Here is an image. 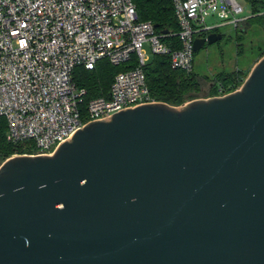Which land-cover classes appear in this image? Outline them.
Segmentation results:
<instances>
[{"label": "water", "instance_id": "obj_1", "mask_svg": "<svg viewBox=\"0 0 264 264\" xmlns=\"http://www.w3.org/2000/svg\"><path fill=\"white\" fill-rule=\"evenodd\" d=\"M0 264H264V58L225 97L127 109L6 160Z\"/></svg>", "mask_w": 264, "mask_h": 264}, {"label": "built area", "instance_id": "obj_2", "mask_svg": "<svg viewBox=\"0 0 264 264\" xmlns=\"http://www.w3.org/2000/svg\"><path fill=\"white\" fill-rule=\"evenodd\" d=\"M241 0H172L176 34H157L151 22L138 20L132 0H0V118L7 121V141L28 143L30 156H52L90 123L127 109L157 103L144 68L152 56L169 55L171 68L194 70V43L208 28L205 11L217 10L223 26L246 21ZM252 7V1L242 0ZM175 36L178 47L163 41ZM136 56V66L118 73L107 97L89 100L73 81L77 67L87 71L106 59L112 65ZM241 87V86H240ZM233 89L217 85L225 97Z\"/></svg>", "mask_w": 264, "mask_h": 264}, {"label": "trees", "instance_id": "obj_3", "mask_svg": "<svg viewBox=\"0 0 264 264\" xmlns=\"http://www.w3.org/2000/svg\"><path fill=\"white\" fill-rule=\"evenodd\" d=\"M132 2L136 7L138 20L153 23L157 34L168 32L174 35L179 32L172 0H132ZM251 3L253 15L264 11V0L252 1ZM214 31H218V29ZM208 34H198L197 37L204 38ZM163 41L175 47L179 45V40L175 36L166 37ZM135 66L136 56L131 55L127 63L119 66H114L108 60L103 59L97 63L96 68L92 71H87L84 67H77L73 74V81L79 88L87 91L85 103L81 106L82 110L86 109V103L89 100L107 97L115 76ZM144 72L153 99L175 107H180L186 102L198 98L214 96L218 84L225 88L236 89L243 83L239 80V75L235 73L219 74L209 83L208 77L199 76L194 73V70L190 73L174 70L171 68L169 55L153 56L144 68ZM6 133L7 121L5 118H0V166L16 154L22 155L29 152L28 148L23 149L29 145L28 143L11 144L7 141Z\"/></svg>", "mask_w": 264, "mask_h": 264}, {"label": "rangeland", "instance_id": "obj_4", "mask_svg": "<svg viewBox=\"0 0 264 264\" xmlns=\"http://www.w3.org/2000/svg\"><path fill=\"white\" fill-rule=\"evenodd\" d=\"M240 4L244 7V13L239 18H246V21L238 29L232 25L223 26V21L217 17V10L208 9L205 11L204 16L208 28L218 27L220 34L223 35L222 40L212 45L207 44L195 52L194 73L208 77L209 83L219 74L227 73L239 75V80L244 83L254 66L264 58V19H262L264 11L253 15L249 3L241 0ZM145 48L152 59L153 56L148 47L145 46ZM25 148H28L29 152L22 155L16 154L12 157L32 155L36 152L35 147L30 144L23 149Z\"/></svg>", "mask_w": 264, "mask_h": 264}, {"label": "crops", "instance_id": "obj_5", "mask_svg": "<svg viewBox=\"0 0 264 264\" xmlns=\"http://www.w3.org/2000/svg\"><path fill=\"white\" fill-rule=\"evenodd\" d=\"M219 29V28H218ZM215 33H220V31L218 30V31H214ZM211 33H213V31L211 32ZM210 34V33H209Z\"/></svg>", "mask_w": 264, "mask_h": 264}]
</instances>
